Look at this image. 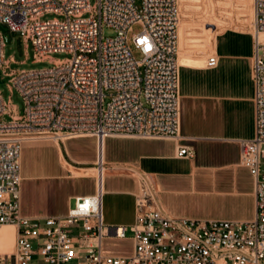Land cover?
Here are the masks:
<instances>
[{
  "label": "built area",
  "instance_id": "2783aa9c",
  "mask_svg": "<svg viewBox=\"0 0 264 264\" xmlns=\"http://www.w3.org/2000/svg\"><path fill=\"white\" fill-rule=\"evenodd\" d=\"M253 5L255 135L239 140V163L254 178L255 218L167 215L156 207L153 183L140 174L136 222L109 226L102 213L105 139L180 138L179 0H0V23L20 32L26 47L33 44L35 61L53 63L11 69L15 59L5 55L0 28L1 79L11 76V91L16 87L26 104L20 113L0 90V226L16 229L14 250L0 252V264H264V0ZM48 13L62 17L43 19ZM106 28L114 35L106 36ZM54 52L72 57L54 59ZM88 136L97 138L101 186L98 179L95 193L77 196L66 215H23L25 144ZM177 154L193 156V149L180 145ZM111 236L131 237L132 254L104 253Z\"/></svg>",
  "mask_w": 264,
  "mask_h": 264
},
{
  "label": "crops",
  "instance_id": "0c3cea01",
  "mask_svg": "<svg viewBox=\"0 0 264 264\" xmlns=\"http://www.w3.org/2000/svg\"><path fill=\"white\" fill-rule=\"evenodd\" d=\"M182 1L185 5L191 2ZM249 2L253 9L254 0ZM207 27L214 32L218 29L214 21ZM209 45L206 55L180 62L179 139H105V224L130 226L136 222L140 174L153 183L158 194L156 207L167 215L197 220L255 218L254 178L239 163V140L255 135L254 37L250 30L228 27L215 33ZM37 141L26 143L22 150L21 212L29 217L66 215L77 196L95 193L101 179L96 166L97 138ZM180 145L190 146L193 156H179ZM90 168L97 173L76 172ZM82 179L94 182L95 189L79 191ZM107 239L129 241L130 246L106 251ZM104 241L106 254L129 255L134 249L131 237L111 236Z\"/></svg>",
  "mask_w": 264,
  "mask_h": 264
},
{
  "label": "rangeland",
  "instance_id": "374dc122",
  "mask_svg": "<svg viewBox=\"0 0 264 264\" xmlns=\"http://www.w3.org/2000/svg\"><path fill=\"white\" fill-rule=\"evenodd\" d=\"M96 1L97 0H90L91 4H95ZM179 4V62L188 57L200 58L210 52L209 42H211L215 33L221 29L235 27L251 30L254 14L249 0L242 2L237 0H191V2L186 5L182 0H179ZM86 15L88 16L89 14ZM54 17L62 16L56 13H48L43 17V19ZM209 21L217 23L218 29L216 32L208 29L207 23ZM1 25L5 28L8 39L5 46V55L8 59L11 57L15 59V62H11L10 64L11 69H40L53 66V63L50 60L35 61V48L33 44L29 42L28 47H26V42L20 32L12 31L6 24L0 23V26ZM134 29H141V25L135 24ZM105 35H114V31L106 28ZM134 55L136 59H142V54L136 49H134ZM70 57H72V54L69 52L52 53V58L54 59H64ZM0 73H2L1 69ZM10 79L11 76H3L2 82H0V90L3 93L5 100L7 102L11 101L18 108L19 112L23 113L26 106L24 98L16 87H13V90L11 91L9 87V84H11ZM5 118L9 119L10 115H6ZM43 140L46 139H42L37 142ZM93 189H95V184L91 180L82 179L79 181V191H91ZM5 230H9V228H2L0 230V242L1 235ZM127 235H132V232L129 230ZM11 246L12 243L4 248L0 243V252H9ZM127 246H130L129 241H113L109 239L104 241L106 251L110 252L121 251Z\"/></svg>",
  "mask_w": 264,
  "mask_h": 264
},
{
  "label": "bare ground",
  "instance_id": "6f19581e",
  "mask_svg": "<svg viewBox=\"0 0 264 264\" xmlns=\"http://www.w3.org/2000/svg\"><path fill=\"white\" fill-rule=\"evenodd\" d=\"M34 141H36V140H34ZM76 172L80 173V174H84V173L85 174H95V173H97V170L93 169V168H90V169L76 170ZM99 185L101 186V179H99ZM7 227L8 228H12L14 233L12 234V232L10 230L3 231L2 235H1V242L0 243L2 244V246L4 248L6 246H8L10 243H12V246H11L10 251H9V252H12L14 250V247H15V232H16V229H15V227L13 225L5 224V225L0 226V230L2 228H7ZM12 238H13V241H12Z\"/></svg>",
  "mask_w": 264,
  "mask_h": 264
},
{
  "label": "water",
  "instance_id": "95a60500",
  "mask_svg": "<svg viewBox=\"0 0 264 264\" xmlns=\"http://www.w3.org/2000/svg\"><path fill=\"white\" fill-rule=\"evenodd\" d=\"M0 28L5 31V28L3 26H0ZM0 82H2L1 75H0Z\"/></svg>",
  "mask_w": 264,
  "mask_h": 264
}]
</instances>
